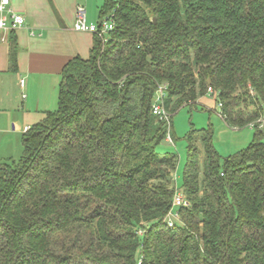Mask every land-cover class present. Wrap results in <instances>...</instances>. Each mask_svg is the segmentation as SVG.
Masks as SVG:
<instances>
[{
    "label": "trees",
    "instance_id": "1",
    "mask_svg": "<svg viewBox=\"0 0 264 264\" xmlns=\"http://www.w3.org/2000/svg\"><path fill=\"white\" fill-rule=\"evenodd\" d=\"M113 11L22 158L0 161V264H264L263 130L223 161L203 133L181 189L177 156L157 151L209 88L229 126L264 116V0H107L102 18ZM7 41L15 73V30ZM161 87L170 123L153 114Z\"/></svg>",
    "mask_w": 264,
    "mask_h": 264
},
{
    "label": "crops",
    "instance_id": "2",
    "mask_svg": "<svg viewBox=\"0 0 264 264\" xmlns=\"http://www.w3.org/2000/svg\"><path fill=\"white\" fill-rule=\"evenodd\" d=\"M106 2L10 0L26 26L16 30L17 72H9L8 33L0 41V137L9 140L3 148L23 147L26 129L55 111L64 67L76 57L88 59L94 45L95 35L75 31L77 11L83 8L88 25H98Z\"/></svg>",
    "mask_w": 264,
    "mask_h": 264
},
{
    "label": "rangeland",
    "instance_id": "3",
    "mask_svg": "<svg viewBox=\"0 0 264 264\" xmlns=\"http://www.w3.org/2000/svg\"><path fill=\"white\" fill-rule=\"evenodd\" d=\"M50 93H52L51 90ZM57 94H59V89ZM249 111L253 112L254 108H249ZM172 117V138L164 140L157 147V151L161 155L177 156L178 164L174 178L178 189L182 188L190 143L198 148L201 163L205 158L201 143L203 133L207 132L211 135L212 144L222 161L246 150L256 134V130L251 129L249 124L244 128L229 126L221 117V108L217 97L210 94L202 97L195 105L181 107ZM39 122L37 121L36 124ZM190 136H192V141L188 139ZM0 141L2 142L0 160L19 161L22 158L23 147L3 148L5 147L4 143L9 140L2 135ZM9 150L10 152H8Z\"/></svg>",
    "mask_w": 264,
    "mask_h": 264
},
{
    "label": "built area",
    "instance_id": "4",
    "mask_svg": "<svg viewBox=\"0 0 264 264\" xmlns=\"http://www.w3.org/2000/svg\"><path fill=\"white\" fill-rule=\"evenodd\" d=\"M25 26L26 20L24 16L12 11L10 8V0H0V41L3 40V34H6L12 30L16 31ZM114 28V11L108 15H105L98 25H88L85 16V10L83 8H79L77 11V20L74 27L75 31L77 32L93 34L100 38L103 43H105L107 41V36ZM21 84L23 86L24 81H22ZM208 93L210 95H214L213 89L209 88ZM166 97V87H161L156 95V103L153 104V114L170 123L171 114L165 108ZM249 127L253 130H264V116L254 122H251ZM29 129L30 128L26 129V132ZM168 138L171 140L170 136ZM183 206L187 207L189 204L185 200L184 195L181 192H177L174 198V207L179 208ZM167 218L168 225L173 227L175 221H178L179 215L177 213H170Z\"/></svg>",
    "mask_w": 264,
    "mask_h": 264
},
{
    "label": "water",
    "instance_id": "5",
    "mask_svg": "<svg viewBox=\"0 0 264 264\" xmlns=\"http://www.w3.org/2000/svg\"><path fill=\"white\" fill-rule=\"evenodd\" d=\"M154 21H156V20H154ZM210 84V83H209Z\"/></svg>",
    "mask_w": 264,
    "mask_h": 264
}]
</instances>
